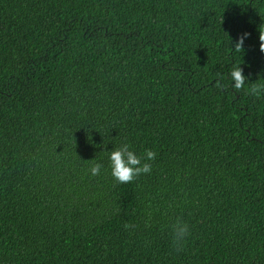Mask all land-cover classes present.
I'll list each match as a JSON object with an SVG mask.
<instances>
[{"label":"trees","instance_id":"obj_1","mask_svg":"<svg viewBox=\"0 0 264 264\" xmlns=\"http://www.w3.org/2000/svg\"><path fill=\"white\" fill-rule=\"evenodd\" d=\"M260 32L264 0H0V264H264ZM124 141L155 159L118 183Z\"/></svg>","mask_w":264,"mask_h":264},{"label":"clouds","instance_id":"obj_2","mask_svg":"<svg viewBox=\"0 0 264 264\" xmlns=\"http://www.w3.org/2000/svg\"><path fill=\"white\" fill-rule=\"evenodd\" d=\"M247 35L248 33L245 32L237 38L235 46L232 47L235 52L240 51ZM259 40L261 41L260 50L264 52V32H260ZM228 78L231 81V88L236 92L244 88L248 80V76L243 73V69L240 65L229 69ZM217 86L222 87L219 83ZM154 159V151L145 149L143 154H138L131 147L129 142L124 141L113 146V148L107 152V167L115 181L118 183H128L142 173H150L151 164L149 162ZM103 168L104 164L96 160L90 164L88 171L91 176H97L101 173ZM172 233L173 243L175 245H181L189 234V225L177 219L176 223L172 226Z\"/></svg>","mask_w":264,"mask_h":264}]
</instances>
